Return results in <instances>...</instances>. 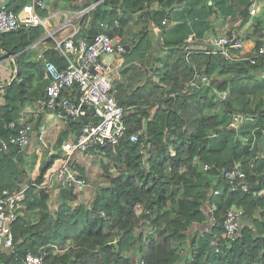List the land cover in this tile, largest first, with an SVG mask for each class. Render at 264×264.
I'll list each match as a JSON object with an SVG mask.
<instances>
[{
    "label": "trees",
    "instance_id": "obj_1",
    "mask_svg": "<svg viewBox=\"0 0 264 264\" xmlns=\"http://www.w3.org/2000/svg\"><path fill=\"white\" fill-rule=\"evenodd\" d=\"M5 1L20 11L32 0ZM94 1L61 0L75 10ZM158 1L103 0L82 17V23L106 21L121 32L126 21L138 15L162 24L165 10L154 6ZM37 9L48 15L46 8ZM139 32V42L124 54L140 46L148 26ZM45 34L44 25L0 32V47L16 54L17 66L16 76L2 93L0 133L5 137L12 132L9 121L20 117L26 101L42 96L51 79L47 63L58 70L68 63L51 36L46 38L44 57H31L34 48L29 46ZM184 43L168 41L170 50L158 58L163 66L152 74L159 80L152 81L147 101L136 102L127 95L121 101L115 93L119 103L136 104L125 118L129 130L140 131L138 142L124 139L115 149L105 148L104 157L123 167L120 174L102 184L88 206L81 203L67 211L62 206L53 210L48 189L34 195L37 188L30 186L22 213L12 225L15 248L0 250V264H24L28 251L38 253L41 248L48 251L47 264H264V196H258L264 190V150L259 142L264 134V74H259L264 63L228 62L195 53L192 62L203 72L225 77L184 93L193 73ZM175 49L180 50L174 54ZM35 77L42 82L30 90ZM214 88L229 90L228 97L221 99ZM235 114L242 115L239 127L231 125ZM68 121L79 133L87 120ZM58 156L52 155L42 167L38 183ZM237 161L251 183L248 191L230 189L224 175ZM205 164L210 167L205 169ZM26 167L24 152L0 148V194L5 188L21 187L29 178ZM233 204L244 210L245 220L231 240L225 236L223 216Z\"/></svg>",
    "mask_w": 264,
    "mask_h": 264
},
{
    "label": "built area",
    "instance_id": "obj_2",
    "mask_svg": "<svg viewBox=\"0 0 264 264\" xmlns=\"http://www.w3.org/2000/svg\"><path fill=\"white\" fill-rule=\"evenodd\" d=\"M101 1L103 0H96L95 3L77 10L75 15L81 18ZM43 6L44 0H32L20 11H16L3 0L0 3V32L33 25L46 27L48 18L42 16L37 9ZM258 9L252 6L251 14H256ZM167 21V18H164L162 23L165 24ZM68 25H73V30L63 38H57L55 31L50 32V36L55 41V48L65 56L68 63L62 70H58L52 62L47 63L51 79L45 87L43 97L39 100L38 109L58 110L63 118L87 121L74 139L65 141L59 149L50 152L52 155H55V152L59 156L54 160L52 169L46 173L43 182L38 183L36 178H32L33 180L27 184L21 187L5 188L0 194V250L3 251L15 248L12 225L22 213L21 209L30 186L46 188L56 181L65 188H82L86 180L81 175L79 161L81 162L83 157L104 155L107 146L115 149L124 139L132 142L140 140V131L129 130L125 118L127 110L135 108V105L125 106L118 102L114 78L108 62L104 59L107 54H122L133 49L139 42L140 36L134 34L125 38L107 32H98L92 37L80 36V27L71 20L59 26L58 30ZM206 42L201 43L195 34H190L183 45L185 59L193 70L192 76L182 89L184 93L199 85L211 83V77L192 62V56L195 53L214 55L228 62L244 61L253 65L264 63V44L247 50L246 39L241 34H226ZM157 67L156 64L154 69ZM214 89L223 100L229 95L227 89ZM237 121H242V115L240 117L235 114L231 125L239 127ZM8 127L12 132L8 137L0 133V148L3 151L15 149L18 153L24 152L32 142L33 125L25 119H12ZM44 135L45 130L41 129L39 138L46 145ZM61 150L63 153H58ZM209 167V164L204 165L205 169ZM224 175L232 190L248 191L251 187L250 181L247 180V173L238 161L229 165ZM244 220L243 209L235 205L228 207L223 216L225 236L231 240L236 239ZM47 254L46 248H41L38 253L28 251L23 262L24 264H47Z\"/></svg>",
    "mask_w": 264,
    "mask_h": 264
},
{
    "label": "crops",
    "instance_id": "obj_3",
    "mask_svg": "<svg viewBox=\"0 0 264 264\" xmlns=\"http://www.w3.org/2000/svg\"><path fill=\"white\" fill-rule=\"evenodd\" d=\"M2 1L3 0H0V3ZM246 1L249 0H210V2H207V0H190V2H188V0H159L158 2H156L154 6L157 8H163L165 10L163 19L167 18L168 20L167 23L155 24L150 19L144 21L142 18H140L137 15L129 18V20L126 21V25L124 29L121 32H119L118 29L115 30L113 26L108 25V22L101 20H95L94 22L89 20L88 23L86 22V26H84L85 23L83 25L82 17L85 14L81 18H78L75 15V12L77 10L72 9L67 5H63L61 0H44L43 7L48 10V15L45 16L48 18L47 26H46V34L40 40L34 42L29 46L34 48L31 57L32 58L44 57V51L49 46L46 38L50 36L51 31H55V36L57 38H63L73 30V25H68L58 30V27L63 25L67 20H71L75 22L76 26L80 27V32H79L80 36H87V37H92L98 32H107L109 34L113 33L112 35L115 36H123L127 38L134 34L139 35L140 29L143 28V26L147 25L149 28V33L146 35L145 41H142V45L140 44V46H138L136 50L130 53L128 52L127 54L116 53L111 55L107 54L106 56H104L105 61L108 62L109 65L108 67L110 69L111 75L114 78V82L115 80L117 82L116 85L114 84L116 88L117 96L119 100L123 101L126 98H128L129 93L127 94L126 98L124 97L122 98L119 89H117V85L122 82L123 84L129 86L132 83L127 82V80L130 81V79L138 78V74L142 70L141 67L142 65H144V63L142 62V60L144 59L143 57H146L147 55L150 56L151 54H153L152 58L148 60V61H152V59H154L153 62L154 64L152 66L153 70L151 69L153 73L155 70L154 66L157 63H158L157 64L158 67L163 66V62L158 58H161L162 56L166 55L168 53V50H170L169 49L170 47L168 46V41L177 42L178 40H183L185 42L190 34H195V35H197V33L199 34V30L201 29V23L203 20L202 17L200 18L194 14L197 9L200 10L202 8L203 11L205 12L209 8L211 12H209L208 10L207 15L208 16L213 15L212 17H214L213 29L210 28L207 31L206 36L197 35L201 37L199 38L201 43H207L206 42L207 40L218 36L235 33V34H241L245 37L247 50H252L256 46L264 44V0H250L251 2L250 6H247L248 3L246 4L245 3ZM121 2L122 0H118L119 4H121ZM181 4H185V6L190 5L189 8L191 10L193 7L192 13L188 15L192 16L193 14V18L190 19L192 25H194L195 22L197 21L196 24L197 29L194 28L195 26L192 27V25L189 24L186 26L187 28H185V30L187 29L186 34L182 30L171 31L172 28L168 27V24H170L173 14L176 13V11H180L178 8H180ZM252 6H256L259 8L256 14H251L250 8ZM245 7H248L249 10L246 14H243V10ZM235 8L237 10V14H234L232 12V10ZM220 9L225 10V12L223 13V18H219L218 16H216L218 14L217 11ZM213 10H215V12H213ZM181 15L182 14H178L177 16L180 17ZM182 20L184 21V19ZM166 30L167 32L169 30V35H168L169 38L165 37L166 40H163L164 31ZM152 33L158 34L156 39L160 38L159 47L153 43V38H151ZM54 47H55V43H54ZM140 47L141 49L137 50ZM179 50L180 49H175L173 51L174 54H176V52H179ZM6 52L7 51L5 49L0 47V63L4 65L3 68H1L0 66V109L4 103V98L2 95L4 88L7 84L11 83V80L17 74V66L13 61L14 56L16 54H10ZM261 73L264 74V71L262 70V72H260L259 74ZM208 76L211 77V80L212 78L222 79L225 77V75L219 74L218 72H215L214 74ZM45 79L47 78L45 77ZM158 80H159V76L158 77L155 76L153 81L156 82ZM40 82H42V80L39 77H35L32 80V84H29V89L31 90L32 88L38 87ZM45 87H44V91H45ZM43 94L40 98L43 97ZM40 98L27 100L21 110V114L18 119H25L33 125L34 133L31 142L32 145L33 143H35V141L36 143L41 142L39 138V131L43 129L45 130L44 140L46 146L51 145L55 149H57V147H61L65 141H68L67 138L70 137L74 139L78 131L70 125V122L68 121L69 119L60 116V111L39 110L38 107H39ZM133 109L134 108H131L129 110H133ZM152 111L154 112L153 109ZM61 140H62V144L60 145L59 142H61ZM31 144L28 147V151L29 148L32 146ZM171 151L172 153H175V149L172 148ZM196 158L198 157L196 156ZM45 164L40 166L39 168L40 171ZM85 165L81 164L80 166V169L83 170L84 173L86 171V169L84 168ZM27 167H30V165L27 164ZM51 169L52 166L49 167L47 172L50 171ZM87 171H89V169H87ZM29 179L31 180L32 178ZM258 196L259 197L264 196V190H261L258 193ZM255 214L257 213L255 212Z\"/></svg>",
    "mask_w": 264,
    "mask_h": 264
},
{
    "label": "rangeland",
    "instance_id": "obj_4",
    "mask_svg": "<svg viewBox=\"0 0 264 264\" xmlns=\"http://www.w3.org/2000/svg\"><path fill=\"white\" fill-rule=\"evenodd\" d=\"M95 1L92 2V4L95 3ZM188 2H190V0H188ZM207 2H210V0H207ZM249 2H250V0L246 1L245 3L247 4ZM187 4H189V3H187ZM189 6L190 5L185 6V4H181V6H180L181 9L178 8L180 11H176V13L173 14V17L171 18V22H170V24H168V27L172 28L171 31L182 30L186 34L187 29L185 30V28H187L186 27L187 25L191 24L190 19L193 18V14H192V16L188 15V14H191L192 10H193V7L191 10L189 8ZM208 10H209V12H211V10L209 8H208ZM207 11L204 12L202 8L200 10L197 9L196 12L194 11L195 12L194 14L200 18L202 17V20H203L201 23V29L199 30V34L197 33V35H200V36L205 35L206 36L207 31L210 28L213 29V18L214 17H212L213 15L208 16ZM213 12H215V10H213ZM217 12H218V14L216 16H218L219 18H223V13L225 12V10L220 9ZM232 12L234 14H237L236 8L233 9ZM178 14H182V15L180 17H178L177 16ZM213 14H215V13H213ZM182 19H184V21ZM186 20H189V21H186ZM187 22H188V24H187ZM196 24H197V21L195 22L194 25H192V24L191 25H192V27L195 26L194 28L197 29ZM169 30H168V32H167V30L164 31L163 40H166V38H169V36H168ZM197 35H196L197 38H201L200 36H197ZM157 36H158L157 33H155V34L152 33L151 38H153V43L159 47L160 38L156 39ZM142 41H145V38ZM140 49H141V47L138 48L137 50H140ZM152 56H153V54H151L150 56L147 55L146 57H144L145 61L142 60L144 65L141 67L142 70L139 72L138 78L130 79V81L127 80V82L132 83L131 85L128 86L126 84H123L121 81H120L121 83L117 85V89H119V91L121 93L120 95L122 98L124 96L126 97V95L129 93L128 96H130V98H132L133 101L142 102L144 100L145 101L148 100L150 86L152 84V81L154 80L153 76H152L153 73L151 70L152 66L154 64L153 63L154 59H152V61H148L152 58ZM0 66H1V68H3L4 65L2 63H0ZM154 72H155V70H154ZM256 77H260V76H258V74H256ZM116 83L117 82L115 80L114 84L116 85ZM133 111H135V109ZM67 140H72V138L69 137V138H67ZM34 144H36V145H34ZM28 147L24 151L25 157L27 159V164L30 165V167H26V168H28L27 175L29 176V178L34 179V178H37L38 174L40 173V170H39L40 166L45 164L48 160H50V158L52 156V154L50 152L52 150H55V148H53V146H51V145L46 146V145H44L43 142H37L36 143V141L29 148V151H28ZM59 148L60 147H57V149H59ZM26 151H28V152H26ZM58 153L62 154L63 152L61 150V151H58ZM54 154H56V153L54 152ZM39 157H40V159H39ZM81 160H82L81 162L79 161V166H81V164L85 165V163H86L87 166L85 165V167L84 166L83 167L86 169V171H87V169H89V171H87V173L85 171V176H83L86 180V183L83 185L82 188H76V189L72 190L71 188L62 187L59 182L56 183V181H55L52 186H48L46 188H37L34 192V195H38L40 189H48L50 196H51L50 204H51L53 210H55V211H57V209L60 206H62V209H64L65 211H67L69 208H71L73 210L78 205H80L81 203L84 204L85 206H88L89 201L95 197L96 191L98 190V188L102 184H107L109 182V179L112 176L119 175L120 172L122 171V168H123V167L120 168L118 165L110 162L108 160V158L104 157V155H95L94 157L87 156V157H83ZM28 179L27 180H26V178L23 179L22 185H25L28 182H30L31 180H33V179H31V180L30 179L28 180ZM14 187H16V186H14ZM139 209L140 208L138 207V210ZM207 209H208V207L205 206V210H207ZM253 217H255V216H253ZM145 232L147 233L148 229H145ZM198 234H200V236H201V233H198ZM188 244H189L188 242L185 243L186 246ZM57 247H56V250H58Z\"/></svg>",
    "mask_w": 264,
    "mask_h": 264
},
{
    "label": "water",
    "instance_id": "obj_5",
    "mask_svg": "<svg viewBox=\"0 0 264 264\" xmlns=\"http://www.w3.org/2000/svg\"><path fill=\"white\" fill-rule=\"evenodd\" d=\"M248 10H249V8L245 7L244 10H243V14H246L248 12ZM109 55H111V54H109ZM239 126H241V122L239 123ZM240 137H242V134H240ZM259 142H260V146L264 150V134L260 137ZM139 262H141V260H139Z\"/></svg>",
    "mask_w": 264,
    "mask_h": 264
}]
</instances>
